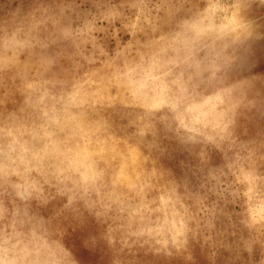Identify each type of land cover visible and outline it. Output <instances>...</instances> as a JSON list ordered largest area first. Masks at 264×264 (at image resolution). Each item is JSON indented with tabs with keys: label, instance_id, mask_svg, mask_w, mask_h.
I'll list each match as a JSON object with an SVG mask.
<instances>
[{
	"label": "rangeland",
	"instance_id": "374dc122",
	"mask_svg": "<svg viewBox=\"0 0 264 264\" xmlns=\"http://www.w3.org/2000/svg\"><path fill=\"white\" fill-rule=\"evenodd\" d=\"M0 264H264V0H0Z\"/></svg>",
	"mask_w": 264,
	"mask_h": 264
},
{
	"label": "bare ground",
	"instance_id": "6f19581e",
	"mask_svg": "<svg viewBox=\"0 0 264 264\" xmlns=\"http://www.w3.org/2000/svg\"><path fill=\"white\" fill-rule=\"evenodd\" d=\"M80 243V242H79Z\"/></svg>",
	"mask_w": 264,
	"mask_h": 264
}]
</instances>
